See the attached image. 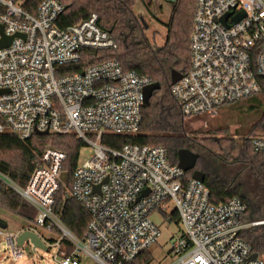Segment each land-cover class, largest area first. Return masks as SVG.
I'll use <instances>...</instances> for the list:
<instances>
[{
	"label": "built area",
	"instance_id": "built-area-1",
	"mask_svg": "<svg viewBox=\"0 0 264 264\" xmlns=\"http://www.w3.org/2000/svg\"><path fill=\"white\" fill-rule=\"evenodd\" d=\"M63 12L59 0H44L37 15L25 11L23 0H0V42L14 36L9 46L0 48V133L22 140L39 133L75 135L91 154L73 172L68 189L90 217L84 238L54 211L57 194L69 180V174L62 180L68 173L66 152L46 147L26 187L0 171V182L36 211V226L24 231L36 233L48 250L55 248L59 264H131L161 237L151 215L160 211L168 218L166 210L173 205L172 213L177 211L185 228L184 237L172 246L178 256L174 264H264V258H252V247L241 237L247 227L242 223L247 211L242 200L213 204L206 185L193 177L185 182L186 172L170 162L162 146L116 150L102 143L106 134L140 132L144 90L153 82L125 71L116 59L60 76V67L80 62L82 50L115 47L97 14L61 29L57 21ZM241 12L245 16L234 22ZM227 14L228 26L222 20ZM190 50L189 71L171 87L184 118H212L222 106L260 95L263 1L196 0ZM252 147L264 153V136L252 138ZM39 228L55 231V237L41 234ZM24 231L6 234L0 228L12 262L27 255L29 242L22 247L17 242Z\"/></svg>",
	"mask_w": 264,
	"mask_h": 264
},
{
	"label": "trees",
	"instance_id": "trees-1",
	"mask_svg": "<svg viewBox=\"0 0 264 264\" xmlns=\"http://www.w3.org/2000/svg\"><path fill=\"white\" fill-rule=\"evenodd\" d=\"M43 1L23 0V8L28 13L37 15ZM59 1L64 6V12L57 21L59 28L66 29L77 25L92 14H97L99 26L110 33L115 41V47L109 51L82 50L80 62L60 67V76L80 73L94 65L116 59L125 71L148 76L153 83L161 85V90L156 91L150 104L143 108V122L139 133L106 134L102 143L116 150L126 145L162 146L167 150L168 158L173 164H178V152L181 149L198 154L195 170L205 174L204 184L210 191L211 202L218 205L239 198L246 204L247 211L242 217V223L247 227L241 232V237L250 244L255 254L264 258V224L253 225L263 220L264 214L247 198L238 181L240 174L233 173V168L243 167L253 173L264 188V153H256L252 147V138L264 136V91L260 94L262 99L257 98L260 95L243 99L254 102H250L251 107L260 113L257 122L246 134L247 138L242 140L229 137V124L217 125L218 127L208 130L206 134L201 130L193 131L186 125L180 105L171 94V72L177 70L184 75L191 67L190 46L196 0H176L171 3L168 37L165 45L158 48L153 46L143 18L134 10L137 0ZM261 82L264 84V80ZM243 100L233 104H239ZM226 106L228 105L221 108ZM196 134L204 136L199 138ZM48 146L68 154L65 170L69 174V180L67 187H62L57 194L54 211L75 235L84 238L90 221L89 214L68 194L73 172L79 165L82 150L86 147L75 135L39 133L22 140L9 132L0 133V171L18 185L26 187L37 162ZM192 175L193 171L186 173L184 181H190ZM0 210H7L26 222L18 226L19 231L36 226L35 209L1 182ZM0 220L9 227L5 219L0 217ZM172 220L179 221L177 211L172 213ZM150 262L151 257L146 251L131 264Z\"/></svg>",
	"mask_w": 264,
	"mask_h": 264
},
{
	"label": "rangeland",
	"instance_id": "rangeland-1",
	"mask_svg": "<svg viewBox=\"0 0 264 264\" xmlns=\"http://www.w3.org/2000/svg\"><path fill=\"white\" fill-rule=\"evenodd\" d=\"M264 3V0H262ZM138 16L142 17L148 27L147 34L154 47H163L168 37L167 25L170 23L172 5L167 0H137L134 8ZM257 98L262 99L260 95ZM252 101L243 100L239 104L228 105L225 108L219 109L215 117L210 118L206 114L196 115L190 118H185L186 125L190 126L193 131H202L204 134L208 130L215 129L217 125H227L231 127V134L229 137L235 139L247 138L246 134L252 129V126L257 122L259 113L252 108ZM264 124V123H263ZM264 127V126H263ZM243 134L241 135H235ZM204 134H202L204 136ZM202 138L201 134H196ZM91 154L88 149H83L79 165L82 166L88 162ZM235 169V170H234ZM233 173H239V183L243 186V190L251 201L258 209L262 210L264 214V188L257 178L249 170L243 167L233 168ZM238 183V182H237ZM175 210L173 205L169 206L166 210L168 218L165 217L160 211H155L151 215V219L160 228L162 234L157 243L148 249V254L151 257L150 264H174L178 260V256L173 253L172 246L176 241L181 240L185 234V228L179 221L169 222L172 218V212ZM0 217L8 222L9 227L5 229L6 234L19 233L18 226L26 223L20 217L13 213L0 210ZM257 225L264 224V219L255 222ZM43 235H51L55 237V231L49 232L43 228L38 229ZM27 252L26 257L20 262H12L9 251L6 246L4 238L0 237V264H59L56 260V249L44 251L41 249H33L32 244L29 242L25 245ZM83 264H94L91 260H84Z\"/></svg>",
	"mask_w": 264,
	"mask_h": 264
},
{
	"label": "water",
	"instance_id": "water-1",
	"mask_svg": "<svg viewBox=\"0 0 264 264\" xmlns=\"http://www.w3.org/2000/svg\"><path fill=\"white\" fill-rule=\"evenodd\" d=\"M170 3H174L176 2V0H167ZM230 14H227L224 16L223 23L228 26L226 20L227 17ZM245 16L244 12H241L239 14H237L234 17V22H238L239 20H241L243 17ZM0 32H3V28L0 27ZM20 36V35H17ZM14 36L11 37H6L4 36L3 39L0 42V48H5L7 46H9V44L12 42ZM183 77V74H181L180 72H178L177 70H173L171 72V86L175 85L177 82H179ZM161 90V85L159 83H152L151 85H149L148 87L145 88L144 90V104L145 106H148L150 104V101L154 95V93L156 91ZM0 93H2V91H0ZM199 159V155L188 150V149H181L178 152V166L185 171L186 173L193 171V179H196L202 183L205 182V174L201 171L195 170L197 162ZM67 177H68V173H63L62 174V180L64 182L67 181ZM147 194V192L145 193ZM144 194V195H145ZM0 228L2 229H7V225L0 220ZM18 245L20 247H22L24 245L25 242H30L33 245V249H41L44 251H48V248L46 247V245L43 243L42 239L34 232L32 231H24L22 232L19 237H18ZM258 255L257 254H253L252 258L255 259L257 258Z\"/></svg>",
	"mask_w": 264,
	"mask_h": 264
}]
</instances>
